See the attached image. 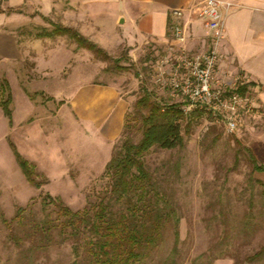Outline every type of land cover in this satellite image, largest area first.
Returning a JSON list of instances; mask_svg holds the SVG:
<instances>
[{"label": "rangeland", "instance_id": "374dc122", "mask_svg": "<svg viewBox=\"0 0 264 264\" xmlns=\"http://www.w3.org/2000/svg\"><path fill=\"white\" fill-rule=\"evenodd\" d=\"M56 22L64 27L60 18ZM54 31L47 22L18 30L32 42L33 56L12 69L0 66V99L8 97L5 80L13 95L10 128L0 109V264H90L84 244L78 257L74 241L59 231L51 242L43 241L38 227L46 219H61L53 207L44 210L42 200L50 194L74 211L98 203L109 186L106 167L121 147L124 131L114 141L103 139L73 107L62 106L61 99L73 98L82 82L110 83L129 103L135 142L142 138L146 112L138 103L146 91L163 106L182 101L163 88L162 80L170 79L171 65L165 60L187 48L188 35L186 43L178 44L170 31L167 45L147 46L135 56L124 46L105 51L107 59L86 50L90 57L64 66V50L79 45L69 35L39 38ZM26 91L40 95L32 102ZM248 97L251 111L244 114L238 131L229 133L223 123L203 115L190 131L184 130V149L154 148L148 155L150 171L177 212L180 241L174 254L177 229L168 225L161 245L138 264H249L247 259L264 246V173L254 171L250 155L251 150L264 165V109L254 93ZM17 154L36 165L49 184L42 189L31 184ZM20 208L22 220L17 218ZM253 264H264V258Z\"/></svg>", "mask_w": 264, "mask_h": 264}, {"label": "crops", "instance_id": "0c3cea01", "mask_svg": "<svg viewBox=\"0 0 264 264\" xmlns=\"http://www.w3.org/2000/svg\"><path fill=\"white\" fill-rule=\"evenodd\" d=\"M220 1L232 6L225 18L219 75L244 76L252 83L249 92L264 109V0ZM203 4L204 0H0V66L12 69L33 56L29 48L32 42L27 43L18 30L45 22L55 27L59 18L65 28L78 31L104 51L124 46L135 56L147 46L169 43L176 10L185 12L187 48L204 53L209 49V37L200 18ZM86 50L66 48L64 66L71 62L77 65L74 60L81 56L90 57ZM61 104L73 107L105 140L114 141L124 131L129 103L110 83L82 82L76 95L61 99ZM8 125L10 128L9 120Z\"/></svg>", "mask_w": 264, "mask_h": 264}, {"label": "trees", "instance_id": "16d2710c", "mask_svg": "<svg viewBox=\"0 0 264 264\" xmlns=\"http://www.w3.org/2000/svg\"><path fill=\"white\" fill-rule=\"evenodd\" d=\"M56 35H69L80 49H88L100 58H108L103 49L74 29L56 25L53 33L41 35L39 38H53ZM4 85L8 97L0 99V107L12 125L13 95L7 80ZM249 86L252 83L243 86L241 93L249 92ZM26 92L32 101L40 95ZM145 93V97L138 103L141 111L146 112L142 116V138L135 142L131 136L133 130L127 115L122 145L106 167L109 186L99 202L83 211H74L59 198L50 194L43 197L44 210L53 207L61 219L59 223L46 219L38 227V234L43 241L51 242L54 231H59L61 237L74 241V250L78 257L84 244L86 259L90 264H138L149 258L161 245L168 225L175 224L177 230L173 253H177L180 221L176 210L167 201L158 180L150 171L147 157L154 148L164 151L184 149V130L190 131L193 122L202 115L195 113L186 116L180 105L163 106L152 101L150 92ZM184 122H187L185 127ZM250 155L254 171L264 173V165H259L251 150ZM17 158L27 180L37 189L49 184L48 178L39 174L36 165L19 154ZM23 211L22 208L19 209L17 218L20 220L24 218ZM4 222L7 223L6 220ZM15 239L19 241V238ZM263 258L264 246L250 256L247 262L253 264Z\"/></svg>", "mask_w": 264, "mask_h": 264}, {"label": "built area", "instance_id": "2783aa9c", "mask_svg": "<svg viewBox=\"0 0 264 264\" xmlns=\"http://www.w3.org/2000/svg\"><path fill=\"white\" fill-rule=\"evenodd\" d=\"M232 5L220 0H204L200 18L208 33L210 47L204 53L190 54L187 48L180 49L173 59L164 64L171 65L168 82L163 77V88L171 91L175 102L186 116L199 113L221 122L229 133L240 129L244 114L250 112L248 93L241 88L248 84L242 75L232 78L219 75L221 44L225 32L226 13ZM184 10L173 12L175 22L171 26L174 40L186 43L188 26L184 23ZM167 71L163 72L166 75Z\"/></svg>", "mask_w": 264, "mask_h": 264}]
</instances>
